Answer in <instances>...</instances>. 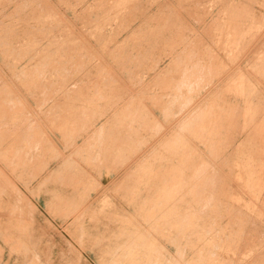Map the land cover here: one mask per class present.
I'll use <instances>...</instances> for the list:
<instances>
[{
    "label": "rangeland",
    "instance_id": "374dc122",
    "mask_svg": "<svg viewBox=\"0 0 264 264\" xmlns=\"http://www.w3.org/2000/svg\"><path fill=\"white\" fill-rule=\"evenodd\" d=\"M0 264H264V0H0Z\"/></svg>",
    "mask_w": 264,
    "mask_h": 264
},
{
    "label": "bare ground",
    "instance_id": "6f19581e",
    "mask_svg": "<svg viewBox=\"0 0 264 264\" xmlns=\"http://www.w3.org/2000/svg\"><path fill=\"white\" fill-rule=\"evenodd\" d=\"M38 145V144H37ZM36 147V146H35ZM90 147V146H89ZM96 154V153H95Z\"/></svg>",
    "mask_w": 264,
    "mask_h": 264
}]
</instances>
